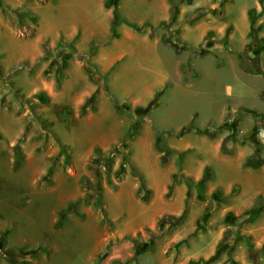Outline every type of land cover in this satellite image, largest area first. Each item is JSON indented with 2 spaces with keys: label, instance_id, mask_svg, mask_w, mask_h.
Instances as JSON below:
<instances>
[{
  "label": "rangeland",
  "instance_id": "374dc122",
  "mask_svg": "<svg viewBox=\"0 0 264 264\" xmlns=\"http://www.w3.org/2000/svg\"><path fill=\"white\" fill-rule=\"evenodd\" d=\"M102 1L109 26L89 39L84 0H0V264H37L3 238L4 227L17 232L19 215L24 232L50 237L51 227L56 235L58 253L46 264H264V167L244 165L259 149L264 156L257 146L264 121L243 111L264 115V74L250 72L256 62L264 72V0H118L129 21L156 27L151 37L150 29L120 23L118 38L111 33L113 7ZM61 4L79 13V21L62 22L74 35L55 29L62 17L53 8ZM166 24L194 57L206 50L204 56L228 65L233 91L191 69L186 80L181 71L145 112L156 93L141 95L150 91H141V82L159 49H172L161 39ZM206 32L208 39H199ZM187 59L183 53L182 69ZM97 148L111 156V167H93ZM139 176L151 190L147 201L138 194ZM77 198L82 202L62 225L56 213L50 222L56 203Z\"/></svg>",
  "mask_w": 264,
  "mask_h": 264
},
{
  "label": "crops",
  "instance_id": "0c3cea01",
  "mask_svg": "<svg viewBox=\"0 0 264 264\" xmlns=\"http://www.w3.org/2000/svg\"><path fill=\"white\" fill-rule=\"evenodd\" d=\"M102 5H103L102 0H84L83 11H85L86 15L88 16V21L83 22L82 24L85 27L86 26L89 27V30L87 29V33H89V35H90L89 39L91 37L97 38L99 36L100 37L103 36L104 32L106 30V28L104 26H107V27L109 26V22H110L109 15H104V19H102V17H103L102 16V10H103ZM69 7L70 8H67L66 4H61V7L53 8L54 11L61 12L59 17H62L61 20L58 18V16L55 18V19H59V20H57V22L55 24V29L57 30V33H59V31L62 30L63 32H65L69 35H74L76 32L75 28H74L73 32L71 33L67 29L62 27V22L67 21L69 19H71V20L77 19L76 21H79V19L77 18V16H79V13L75 9L76 7L75 8H72L71 6H69ZM68 9H70V11ZM67 10L69 12H67ZM72 16H76V17H72ZM84 23H86V24H84ZM77 24H78V22H76V25ZM79 25H81V23ZM207 34H208V32L201 34L199 36V39L201 37H202V39L205 38V36ZM196 38H198V37H196ZM196 38H195V40H196ZM161 39H162V36H161ZM184 41L187 42L186 40H184ZM187 44L191 50L194 49V48H192V46L188 42H187ZM171 50L165 49V48L159 49V56L156 58L155 63H153L151 65V68H150L149 74H148V78L145 80L143 78V80L141 82V85L144 83H147L141 89V91L143 89H145L146 87H147V91L149 88H150V91L148 94H147V92L146 93L141 92V95L148 96L151 94L155 95V93L157 94V92L159 90H161V87L166 85L169 81L174 82L176 79H179L180 78L179 74L181 71H183L184 77L187 80V78L185 76V72H184V68H185V66L187 67V65L191 67L190 69L192 70V72H194L197 76L201 75L208 83L210 82L211 84L212 83L217 84L216 88H218V87H220V88L230 87L228 89L233 91L234 79L236 76H235L234 72H232L233 70L231 68H227L228 65L223 64L222 66L218 67L217 66V61H219L218 58L210 57V55H206V56L202 55L203 57L202 56L201 57H196V56L194 57L190 51H185V52H182L180 54H177L174 49L172 51ZM183 53L188 54V59H187V62L183 66V69H182L180 62H181ZM162 55H165V57L163 58ZM217 68L218 69L222 68V69H227V70H221L219 72ZM190 78H192V77H190ZM126 84H127V81H126ZM134 88L136 91H138L137 90L138 86L134 87ZM240 91H242V90H240ZM240 93H241V95H244L246 93V91H242ZM253 154H251V155H253ZM251 155H249V156H251ZM260 155L262 157H264L261 153H260ZM28 184H31V182L28 181ZM77 199L75 201H77ZM30 200H31V198H30ZM75 201H69L66 205H62L61 203L60 204L56 203L55 206L52 207V209L50 210V213H49L50 222L53 219L54 213H56V215L58 216V219H57L58 225L59 226L62 225L63 222L65 220H67V218L71 214H73V212H74L73 211V212L67 213L65 218L61 219L62 211L65 210L69 204H71ZM25 212H26V210H25ZM25 212H23L21 214H24ZM20 219H21L20 215L18 218L15 217V224L14 225H15V227H17V229H16L17 232L15 230H11V227H4L5 229L3 232H6V233L8 232V235L6 236L7 239H5L6 246L12 250H17V249L22 250L23 249L21 252L22 254H25V251H28L31 254L30 257L32 258V260L37 259V264H46L47 262H49L51 260V258L53 256L56 255L55 251H57V253H58V249H59V245H60L58 240H56V242L54 241L56 235H53L52 228L51 227L48 228V230L50 232V237H48V236L46 237V234L43 237H40L39 235L33 236L29 232H24L25 230H23V228L21 230ZM2 230H0V232H2ZM11 234L18 235L20 239L24 240V242H25L24 246L29 245L26 242H30L31 245H29L28 248H23L22 246L19 245L21 247L20 248L19 246L17 247V245H14L13 243L9 244L10 241L13 242V240H14L11 238H10L11 240H8L9 239L8 236H10ZM60 234L58 235V237L60 236ZM53 249H55V250H53ZM10 252H11L10 250H9V252H6V256L12 255V253H10ZM85 263H86V258H85Z\"/></svg>",
  "mask_w": 264,
  "mask_h": 264
},
{
  "label": "trees",
  "instance_id": "16d2710c",
  "mask_svg": "<svg viewBox=\"0 0 264 264\" xmlns=\"http://www.w3.org/2000/svg\"><path fill=\"white\" fill-rule=\"evenodd\" d=\"M180 2H186L188 4L192 3L193 0H180ZM105 6L107 8H111L113 7V14H114V20H113V23H112V26H111V33H112V36L115 37V38H118L120 36L119 32L117 31V27L120 23H126L127 25L131 26L133 29L139 31V32H145L147 29H150V36L153 37L154 36V33H155V26L151 23H148V22H144L142 24H138L136 22H131L129 21L125 16H123L120 12H119V9H118V0H106L105 1ZM249 14V19H250V23H251V27H252V31H253V39L255 40H258V35H257V30L254 26L255 22H256V19H257V11L255 8H251L248 12ZM176 17H177V7H173V13H172V19H171V22H174L175 23V20H176ZM168 24H166L167 26ZM161 26H165V22H162L161 25H159L158 27H161ZM169 25L167 26L166 30H168V34H163L162 35V40L165 44L171 46L175 52L177 54H180L182 52H185V51H190L191 53L194 52V50H191L187 44V42H185L182 37L180 36V33H179V30L177 29H174V30H169ZM210 36V33H208L205 38H204V41H206L208 39V37ZM226 42V40H225ZM203 44V43H202ZM196 52V51H195ZM200 55H205L206 53V50H201L200 52ZM239 58H241V54H238ZM91 66L93 67H96V65L93 63L91 64ZM223 64L222 63H219V61H217V66L220 67L222 66ZM244 70L248 71V69L244 66H242ZM190 66L187 65V67L185 66L184 68V72H185V76L186 78L188 79V74H189V70H190ZM251 73H255V74H264L263 70L261 69L260 67V64L259 62H256L255 66L253 69L250 70ZM90 76L91 78L94 79V75L92 74V72L90 71ZM100 75L103 77L104 80H106L108 78V73L106 74H101ZM194 77H196L197 75L194 73ZM105 90L107 93H110L109 92V89H108V86L106 85L105 86ZM162 94V91H158L156 96L154 97V99L149 103L148 107L145 108V112H149L154 106L157 105V100L159 99V97L161 96ZM43 100H45V97L43 96L42 97ZM243 111L252 115V117L256 120H263L264 121V115L263 113H261L259 110L257 109H254V108H249V107H244L243 108ZM199 131H202L201 129H199ZM126 146V145H125ZM257 146H260L261 147H264V142L262 141H258V144ZM119 150V147L118 145L115 147L114 151H118ZM260 150V149H259ZM259 150H257L255 152V154L249 156L246 158L245 162H244V165L246 167H250V168H253V169H259L261 167H264V157H262L260 155V153L258 152ZM17 151H18V157L17 159L20 160L21 159V148L19 146H17ZM103 151L100 149V148H97L95 150V156L93 157L92 159V164H93V167L94 165H97L98 167L96 168V171L98 169H100L101 165H105V166H108V167H111V156H104V154L102 153ZM125 158V157H124ZM126 159V158H125ZM125 168L122 167V171L121 173H124L125 171ZM133 172L135 173V175H137V171L135 168H133ZM140 178V184H139V188H138V194L141 195V198L145 201H147L149 198H150V193H151V190L146 186L145 184V181H144V178L139 176ZM99 193V195L102 193V187H99L98 189H96ZM82 199L79 198L77 201L71 203L68 205V207L62 211V214H61V219H64L66 214L69 213V212H73L76 207L78 206V204L81 201ZM97 205L100 206L101 208V205H100V199H98V202L96 203ZM260 211H261V206L259 204H257L252 210H250V214L252 215L253 218L257 217L259 214H260ZM166 218H163L160 220L159 224L161 226L164 225V223L166 222L165 221ZM4 235V234H2ZM4 240H5V235H4Z\"/></svg>",
  "mask_w": 264,
  "mask_h": 264
}]
</instances>
